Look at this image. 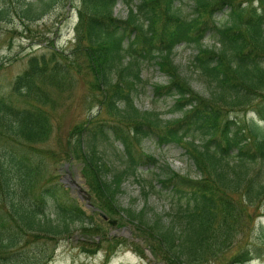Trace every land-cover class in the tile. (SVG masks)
I'll use <instances>...</instances> for the list:
<instances>
[{"label":"trees","instance_id":"16d2710c","mask_svg":"<svg viewBox=\"0 0 264 264\" xmlns=\"http://www.w3.org/2000/svg\"><path fill=\"white\" fill-rule=\"evenodd\" d=\"M37 1L24 2L21 15L38 19L54 2ZM119 1L80 0L73 47L31 54L21 72L7 85L0 83V264H47L52 254L32 257L23 248L69 233L75 221L87 235L100 228L54 173L43 177L45 153L80 163L93 204L109 216L108 222L113 215H128L147 223L145 209L121 205L118 195L130 175L154 186L139 171L142 164L159 163V157L134 148L152 136L162 145L181 144L197 171L192 176L169 164L160 166L161 182L177 199L168 212L173 219L163 224L157 218L149 225L152 246L166 261L217 259L238 234L253 227L251 207L264 198V131L257 119L248 124L229 110L252 109L264 120V0H191L188 11L180 5L183 0H123L134 1L126 17L114 12ZM9 14L10 8L0 5V20ZM207 34L217 42L205 44ZM182 43L197 45L190 64L213 83L211 93L196 89L175 62L174 50ZM145 62L169 77L153 87L157 94L173 97L168 111L178 116L165 118L157 108L135 104L132 93L145 81ZM78 76L100 109L70 128L62 151L42 148L39 144L53 131L57 97ZM102 109L109 120L97 117ZM111 136L124 145V168L113 166L100 147ZM104 240L110 248L119 243L115 236ZM250 258L252 250L244 247L230 261Z\"/></svg>","mask_w":264,"mask_h":264},{"label":"rangeland","instance_id":"374dc122","mask_svg":"<svg viewBox=\"0 0 264 264\" xmlns=\"http://www.w3.org/2000/svg\"><path fill=\"white\" fill-rule=\"evenodd\" d=\"M34 1L37 0H0V5H7L10 8L9 18L0 20V83L3 85H7L25 68L29 55L47 51L51 47L68 51L75 43L74 24L77 20V7L80 5V0H54L40 18L26 19L21 15L24 2ZM190 3L191 0H183L180 5L184 11H188ZM131 6H134V1L127 4L120 0L114 10L119 16L126 17ZM219 15L222 17L224 14ZM216 42L217 38L213 34H207L204 38L205 44L213 45ZM197 50L198 47L194 43H182L174 50L173 58L191 79L194 87L209 94L215 88L213 83L201 76L200 72L190 64ZM143 78L145 81L139 84L137 91L132 93L135 104L140 108H157L163 112L162 115L165 118L178 116L179 112L168 111L174 103L173 97L157 94L153 87L154 82L165 83L169 77L161 72L156 64L145 62ZM57 98L55 110L52 112L53 131L45 143L39 145L42 148L52 147L56 153H59L66 147L70 128L80 122L86 113L90 111L95 114L100 108L93 101L86 83L79 76L74 84L59 93ZM90 104L95 105L88 109ZM120 105L125 106L126 103L122 102ZM229 112L232 117H237L239 121L248 124L252 119H257L260 129L264 131V120L259 119L254 110L234 107ZM97 117L108 120L110 118L105 109H102ZM134 144L135 150L144 149L160 158L159 163L142 164L139 171V177L151 180L154 186L151 187L147 185V182L137 180L135 176L130 175L124 179L118 199L123 206H131L134 210L145 209L147 223L128 218V215L127 217L113 215V220L108 222L107 220H111L109 216L102 217L98 206L93 204L94 197L80 173V163L75 159H54L45 153L41 166L43 177L54 173L58 180L67 185V188L70 184L76 183L83 198L80 200L77 197V187L71 186L72 194L85 209H88L100 228L97 233L87 235L80 229V223L75 221L69 233L51 239L40 238L37 242L24 247L27 254L32 257L40 252L52 254V260L47 264H170L164 259L161 250L157 252L154 249L151 242L153 237L150 234V226L155 219L161 218L163 224L173 219L168 212H173L172 207L177 200L174 191L161 182L160 178L163 177L164 171L160 166L169 164L177 171L192 176H195L197 171L193 161L179 143L161 145L153 136L143 138L140 143ZM100 147L113 166L118 168L126 166V156L121 141L111 138L110 141L102 142ZM145 189H148V194L144 193ZM49 203L48 211L53 216L54 205L51 199ZM251 210L255 219L253 227L238 234L235 244L219 258L208 259L202 264H264V198L256 206H252ZM105 236H115L120 243H116L114 248H109L108 242L104 240ZM244 247L252 250L253 259L246 263L231 262L233 255ZM111 252L114 253L106 260L107 254Z\"/></svg>","mask_w":264,"mask_h":264}]
</instances>
